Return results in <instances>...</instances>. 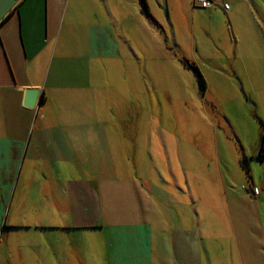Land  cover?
Listing matches in <instances>:
<instances>
[{
    "label": "rangeland",
    "instance_id": "374dc122",
    "mask_svg": "<svg viewBox=\"0 0 264 264\" xmlns=\"http://www.w3.org/2000/svg\"><path fill=\"white\" fill-rule=\"evenodd\" d=\"M86 1L80 15L72 6L60 21H91L97 12L119 57L97 61L92 77H72L95 87L75 101L93 99L97 107L71 100L66 116H96L102 125L81 141L97 153L76 160L86 169L70 175L103 167V177H119L98 183L106 214L131 216L137 207L140 216L151 214L157 257L165 245L167 264L177 258L178 239L197 245L198 264H264V158L257 157L264 154V0H212L211 7L146 0V9L140 0ZM185 60L198 66L206 88ZM25 171L0 221V247L10 246L11 261L20 249L35 258L36 245L59 242L84 247V263L72 264H105L98 230L45 227L67 217L52 221ZM128 178L146 182L147 192L138 194ZM94 243L101 247L89 251Z\"/></svg>",
    "mask_w": 264,
    "mask_h": 264
},
{
    "label": "crops",
    "instance_id": "0c3cea01",
    "mask_svg": "<svg viewBox=\"0 0 264 264\" xmlns=\"http://www.w3.org/2000/svg\"><path fill=\"white\" fill-rule=\"evenodd\" d=\"M71 1L0 0V221L4 204L14 197L21 173L26 170L25 179L37 181L38 193L52 221L61 215L67 217L65 223L51 222L46 228L68 232L98 230L107 244L105 264H167L160 260L165 245L159 246L161 252L157 257L151 214L140 216L139 207L131 216L114 209L106 214L98 183L119 182V177H103V167L94 170L98 171L96 175H70L72 170L86 169V163L76 165V160L85 159L88 152L97 153L95 146L87 148L81 141L95 137L102 125L96 116H66L65 104L69 105L71 100L73 104L81 102L82 108L87 104L90 109L97 107L93 99L76 102L74 98H82L86 91L90 93L95 88L90 85V78L87 81L90 84L86 85L81 80L73 81L72 77H92L97 61L119 57L115 34L109 28L104 37L103 23L96 20L97 12L91 21H79V16L66 23L65 18L60 21L62 12L66 14L70 7L73 6L71 13L78 15L85 8L81 6L83 0H74L70 6ZM111 45L115 46L114 50ZM30 88L40 89L35 108L24 104ZM124 181L130 186L132 183L138 194L147 192L144 181L141 184L133 178ZM146 211L143 208L142 213ZM185 240L178 239L174 246L177 258L171 264L199 263L195 258L197 245L187 244ZM96 247L101 245L94 243L88 248L95 251ZM82 248L59 242L49 247L36 245L35 258L20 249V260L11 261V248L4 246L0 247V264L83 262ZM72 254L78 259H72Z\"/></svg>",
    "mask_w": 264,
    "mask_h": 264
},
{
    "label": "trees",
    "instance_id": "16d2710c",
    "mask_svg": "<svg viewBox=\"0 0 264 264\" xmlns=\"http://www.w3.org/2000/svg\"><path fill=\"white\" fill-rule=\"evenodd\" d=\"M140 1L142 2L144 8L146 9V8L148 7V6H147V1H146V0H140ZM185 62H186V64H188L189 67L193 68V70L196 72V75H197V77H198V79H199V81H200L202 87H203V88H206V81H205V79H204L202 73L200 72L198 66H196L195 64L190 63L189 61H186V60H185ZM43 99H44V97L42 96V97H41V101H43ZM263 148H264V142H263ZM257 157L260 158V159H262V158H264V154H263V153H260ZM244 167H245V164H244ZM246 170H247L246 173L248 174V176H250V170H249V167H246ZM250 177H251V176H250Z\"/></svg>",
    "mask_w": 264,
    "mask_h": 264
},
{
    "label": "water",
    "instance_id": "95a60500",
    "mask_svg": "<svg viewBox=\"0 0 264 264\" xmlns=\"http://www.w3.org/2000/svg\"><path fill=\"white\" fill-rule=\"evenodd\" d=\"M40 89L30 88L26 91L24 104L30 108H35L37 101L39 102Z\"/></svg>",
    "mask_w": 264,
    "mask_h": 264
},
{
    "label": "built area",
    "instance_id": "2783aa9c",
    "mask_svg": "<svg viewBox=\"0 0 264 264\" xmlns=\"http://www.w3.org/2000/svg\"><path fill=\"white\" fill-rule=\"evenodd\" d=\"M214 1L212 0H194L195 5H200L203 7H211ZM224 7L227 9L229 7L228 4H225Z\"/></svg>",
    "mask_w": 264,
    "mask_h": 264
}]
</instances>
